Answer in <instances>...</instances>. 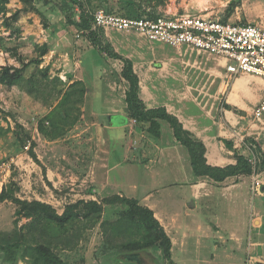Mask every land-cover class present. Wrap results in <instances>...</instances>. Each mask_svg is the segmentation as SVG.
<instances>
[{
  "label": "rangeland",
  "instance_id": "obj_1",
  "mask_svg": "<svg viewBox=\"0 0 264 264\" xmlns=\"http://www.w3.org/2000/svg\"><path fill=\"white\" fill-rule=\"evenodd\" d=\"M163 1V5L153 10L158 15L168 13L172 17L189 14L226 23L257 25L264 28V0ZM234 2L236 4L232 9V3ZM145 6L151 10L147 3ZM24 7L25 4L21 0H10L6 16L0 15V66L12 65L19 68L24 63L40 56L39 46L49 44L52 51L43 58L44 61L39 69H48V79L43 81L44 84L51 86L43 87L44 92L42 91V95L36 98L29 95L27 90L31 86L27 82L21 87L7 88L0 85V130L2 134L0 136V192L4 186L17 183L20 189L17 193L18 198L51 204L58 213L62 214L69 204L79 200L90 201L95 198L99 201L105 197L113 196L117 192L115 189L108 191V188H100V192L95 198L89 197L90 195L87 193L94 189V184L90 182L82 184L73 173H78L77 165L80 161L85 164L89 161L85 153H91L89 149L92 145L87 143H91L90 137L94 125L101 126L103 123L108 125L107 119L99 111H109V108L112 109V106H114V102L104 103L103 98L113 96V99L117 101L115 110L119 111L125 102L128 82L123 80V63L121 61L110 59L108 67L102 70L105 62L98 50L85 37L77 38L78 30L66 24L65 20L60 17L54 18L53 24L48 30L43 28L41 18L34 12H22L17 21H10L9 28L3 25L7 17H11L13 13ZM54 26L57 29L55 35L52 34ZM110 32L120 34L123 37L131 33ZM108 33L102 30L101 34L103 36ZM108 40L106 39V42H109ZM144 40L146 39L144 38ZM146 41L150 44V47L152 46L150 57L143 58L144 55L142 54L139 56L138 62L147 63L148 60L153 61L154 64H161V66L157 68L153 66V69L149 70L148 62L147 66L142 68V71L139 70V81L143 83V90L146 92L143 95L141 92V97L147 99L146 97L157 96L160 101H168L170 111L175 115H181L186 109L184 106H191L190 101H192L195 104V110L192 111L199 117L197 119L188 118L187 120H190L191 123L186 124L195 133L202 131L211 120H217V118L219 120L221 112L217 110V106H213V100L209 96L212 89L211 80L207 73L202 69L197 70L192 65L181 63L177 68L171 65L169 69L172 70H168L166 65L163 69L162 63H170L169 59H165V57L177 56L175 50L164 47L162 53L165 54V57L161 56V62H158V55L161 53L160 46L156 45L158 43L153 44L148 40ZM83 48H85L84 51L90 50L83 59L85 62L84 67L79 63L82 60L80 49ZM109 48L111 49V47ZM35 71L37 70L29 68L26 72V79ZM36 74V78L44 79L43 74L38 72ZM58 77L63 81V84L57 82L56 78ZM70 78L72 81L83 83V87L88 89V93L84 98V103L78 105L80 111L73 109L70 113V121L75 117H79L78 123L73 127L66 126L64 134L54 138L53 128L48 123L47 118L53 116L51 113H53L59 102H52L51 87L57 85L59 88L68 89L71 83ZM108 81L112 87H101V82L107 85ZM180 100L181 103L178 102ZM179 108H181V112H178ZM93 112L96 114H93ZM113 122L116 124L115 130H109L108 128L105 133L112 147L113 160L124 162L122 145L127 141L126 128L124 129L120 124L122 119L115 118ZM41 123L46 125L47 134L40 132L39 125ZM129 125L134 128L136 124L130 120ZM23 129L31 136L25 145L30 142L32 145L30 149L35 145L33 151L39 162H36L30 156L29 150L25 149V145L22 146L21 144L22 136L25 134ZM132 141V147L139 149V145L144 141V138L134 137ZM79 153L83 154L81 156L84 157L83 160L79 159ZM256 160L255 168L259 173L262 169L263 160L261 154L257 155ZM173 166L175 167L173 164L168 169H161L164 171L159 172L160 174L157 173L159 170L155 169L153 178L143 168L139 169L142 173L138 170L134 171V178L138 180L141 177L139 180L143 184L138 190L139 196L142 197L145 192L150 191L151 201L163 205V211L170 216L176 213L182 214L183 200L190 195L188 185L180 183L178 172L172 171ZM127 168L129 169L130 165ZM117 172L115 180L119 182L120 186H124L122 178L125 176V173H123L126 172L125 166L120 167ZM120 173L122 174L120 175ZM260 179L264 183V179L262 177ZM126 193L127 196L130 194ZM221 198L215 197L214 202L210 205L212 207L219 205L218 208H221L222 212L229 210L228 217L224 216L225 221H223V224L226 222L228 225V223L233 222L231 224L240 230L243 215H232L233 208L223 200V197ZM202 206L204 207V205ZM16 211L17 206L9 201L0 204V238L6 239L8 234L13 236L16 233ZM221 211L214 212L213 217H210V213L201 215L202 211H197L196 220L191 216L193 220L187 221L189 224L185 223V231H179L180 224L178 221H174L170 217L159 216L162 219L160 223H162L164 229L173 232V241L178 246L185 245L184 249H187L185 257L181 256L179 252L174 253L176 262H171L162 254V264H255V259L251 258L250 251L246 250L245 247H230L227 252L230 255V258H228L224 249L220 250L215 244L212 248L209 245L211 239L220 241L218 237L221 233L217 232V229L221 231L223 225H219L217 219ZM121 212L122 209L119 206H105L100 222L92 229L84 232L79 245L75 249L64 251L59 248L55 250L56 253L64 262L69 264H127L128 262L140 261L141 257L144 258L143 256L140 255L139 259H137L138 257L125 258L127 254L115 249L108 241L111 237L112 225L117 221ZM27 222V219H22L18 228ZM200 223L204 225V231L195 236L193 231L196 228L195 226ZM211 223L214 225L215 231L205 227L207 224L211 225ZM199 241L203 245L200 250L202 251L200 261L197 260V256L192 257L190 252ZM19 264L28 263L20 261Z\"/></svg>",
  "mask_w": 264,
  "mask_h": 264
},
{
  "label": "crops",
  "instance_id": "obj_2",
  "mask_svg": "<svg viewBox=\"0 0 264 264\" xmlns=\"http://www.w3.org/2000/svg\"><path fill=\"white\" fill-rule=\"evenodd\" d=\"M163 16L171 17V14L165 13ZM77 19H79V17H77ZM115 34L116 33L109 32L108 34L103 35L101 37L103 40L101 45H108V47H111L112 52L117 55V58L110 57L107 52L103 55L100 53V50L96 49L105 62V66L102 67V70L103 68L108 67L111 61L110 59L119 60L122 63L124 60H129L133 63L134 72L137 75L139 70L142 71V68L147 66L146 64L148 62L149 70H152L153 66L156 68L161 66V64H154L153 61L150 62L148 60L147 63L138 62L139 56L142 54L144 55L143 58H149L151 53L150 49H152V46L150 47V44L139 34L131 32L128 33V35H124L125 38L120 34ZM81 37H83V35ZM106 39H109V42H106ZM89 43L93 46L91 41ZM89 43L88 45H90ZM156 45L160 46L159 50L161 52L158 55V62H161L160 58L165 57V54L162 53L164 47L175 50L177 55H173L171 58L165 57V59H169L170 63H162L163 69L165 65L168 70H172L169 69L171 65L172 67L177 68L181 64H186L196 67L197 70L202 69V71L207 73L211 80L212 89L209 96L213 100V106H217V110L221 112V118L219 120L218 118L217 120H211L208 126L204 127L202 131L195 133L191 131V127L186 124L191 123L190 120H187L188 118L197 119L199 117L194 111H192L195 110V104L192 103V101H190L192 104L191 106H184L186 109L181 115L171 113L168 101H160V98L157 96L146 97L147 99L141 97L143 102L151 109L165 108L169 114L179 119L187 131L197 139L201 140L206 147L205 157L209 166L219 168L235 166L237 160L235 157L236 152L234 150H237L242 155L249 158L253 166V174L251 176L237 175L227 178L221 183L214 182L208 178L196 177L193 173L187 149L177 142L173 136L171 128L165 122H162L161 137L159 138L153 137L138 128L136 125L134 128L130 127V121L126 124L120 123L124 129L126 128L127 141L122 145L124 162H116L112 158V147L105 132L108 128L109 130H115L116 124L113 121L115 118L123 119L126 116L127 105L126 102H124L123 107H121L119 111H116L115 107H117V101L113 99V96L103 98L104 103L109 104L114 102L112 109L109 108V111L104 112L99 111L102 112L104 115L103 117L107 119L108 125L105 123L101 126L94 125V129L91 131V143H87L92 145L91 149H89V152L91 153H85L89 161L87 164L80 161L77 165L78 173L73 174H75L74 176H76L82 184L89 182L94 184V189L92 188L93 191L91 190L92 192L90 191L87 193L90 195L89 197L95 198V196L98 195V192H100V188H108V191L115 189L117 190L115 194L136 199L142 206L152 210L159 222L162 220L159 216L170 217L172 220L178 221L180 224L179 231H185V223L189 224L188 222L192 221V218H195L196 220L197 211H202L201 215H208V213H210V217H213L214 212L218 213V210L221 211V208H218L220 207L219 205L217 207H212L210 204L214 202L213 200L215 197H223V200L233 208L232 215H243L240 225L241 229L239 230L234 227L232 225L233 222L228 223V225L226 222V224H223V221H225L224 216L228 217L229 210H224V213L221 211L219 215L216 214L219 217L217 219L218 224L223 225L221 231L217 229V232L221 233L218 237L220 241L211 239L209 245H211L212 248L213 244H215L220 250L224 249L226 257L228 258H230V255L227 254V252L230 247H245L246 250L250 251L249 254H251V258L255 259V264L262 263L261 261L264 262V188L262 194H254L252 184L254 176H260L264 179V168L262 167L258 173L255 164H253V161H257L256 158L258 154H261L263 157L262 163L264 161V113L261 121L256 120L254 117V110L264 99V80L259 76L251 74H245L230 79L225 61H216L198 56L196 53H192L185 45L179 48L168 47L161 43ZM85 48L80 49L82 60L79 63L83 67L85 65L83 59H85L89 50L84 51ZM138 77L140 80L139 75ZM123 80L125 79L123 78ZM70 82V85H72L75 81L71 80ZM101 84V87L103 88H109V86L112 87L109 81L107 82V85L103 82H101ZM139 84L142 95L146 94L143 90V83L140 81ZM170 100L172 99L170 98ZM178 102L181 103L182 101L180 100ZM186 103L190 104L189 102ZM178 110V112H181V108ZM93 114L96 113L93 112ZM146 134L148 135V138ZM134 137L144 138V141L139 145V149H135L132 147L133 145H131ZM224 141L233 144L234 150L228 148L224 144ZM79 155V159L83 160L84 157H81L83 154L79 153ZM130 157L132 158L131 160ZM173 164L175 167H172V171L178 172L177 175L180 179V183L185 184L186 186L188 185L190 195L183 200L182 214L176 213L170 216L163 211V205L159 202L151 201L152 197L150 191L145 192L142 197L139 196L138 190L143 184L141 183V180H139L141 177H139L138 180L134 178V171L138 170L139 172V169L143 168L147 171V174H151L150 176L153 178L152 176L155 173V169H158L159 171H157V173H159L164 171L161 169H168ZM129 165L130 168L128 169L127 166ZM123 166H125L126 170V172H123L125 173V176L122 178L124 186H120L119 182L115 180V177L118 174L117 170ZM140 173L142 172L140 171ZM121 174L122 173H120V175ZM126 192L130 194L127 196ZM94 200H96V198ZM202 205H204V207ZM161 227L164 229L162 225ZM195 227L196 228L193 231L195 236H198L199 232L204 231V225L202 223ZM205 227H208L211 230H214L215 228L212 223L211 225L207 224ZM164 231L173 243V261L176 262L174 255L176 252H179L181 256L185 257V254L187 255V253H185L187 249H184L185 245L178 246V244L173 241V232L168 231L166 228ZM179 247H181V249H179ZM202 248L203 245L199 241L196 246H193V250L190 251L191 256H197V260L200 261L202 259V251H200Z\"/></svg>",
  "mask_w": 264,
  "mask_h": 264
},
{
  "label": "trees",
  "instance_id": "obj_3",
  "mask_svg": "<svg viewBox=\"0 0 264 264\" xmlns=\"http://www.w3.org/2000/svg\"><path fill=\"white\" fill-rule=\"evenodd\" d=\"M21 1L25 7L17 10L11 17H7L3 22L5 27H10V21H17L22 12L36 13L41 18L45 30L50 28L55 17H60L78 32H83V37L87 38L89 42L91 41L101 54L104 55L107 52L110 57L115 58L117 55L108 46L101 45L103 43L102 30H92L93 12L103 9L109 14L126 18L158 19L163 15H158L153 10L164 4L163 0ZM9 3L10 0H0V15L6 16ZM146 3L151 7V10L146 8ZM232 4L233 9L236 3ZM53 28L52 34L55 35L57 29L55 26ZM38 48L40 56L24 63L19 68L12 65L0 66V85L12 88L21 87L27 82L31 86L27 90L29 95L39 98L42 91L44 92L43 87L51 86L44 84V81L48 79V69L40 70L39 67L44 61L43 58L52 51V47L49 44H44ZM29 68L37 71L26 79V72ZM36 72L43 74L44 79L36 78ZM122 77L128 82V89L125 98L126 116L122 119L121 124H126L130 120L135 121L138 128L159 138L161 137L162 122L167 123L177 142L187 149L193 173L198 178H208L221 183L227 178L237 175L251 176L253 174V166L249 158L234 150L233 144L228 141H224V144L236 152L237 164L225 168L209 166L205 157L206 147L201 140L187 131L179 119L169 114L165 108L151 109L143 102L140 95L139 77L134 72L133 63L129 60L123 61ZM56 80L59 84H63L59 77ZM83 86V83L75 81L68 89L59 88L57 85L51 87L52 102H59L54 108L55 112L53 110L51 113L53 116L47 118L53 128L54 138L62 136L66 126L73 127L78 123L79 117L70 121V113L73 109L80 111L78 105L84 103L88 89ZM39 130L41 133L47 134L44 123L39 125ZM24 132L21 139L22 146L31 138L28 132L25 130ZM0 136H2L1 130ZM34 146L28 152L36 162H39L33 151ZM262 167L264 168V161ZM19 190L17 183H11L9 186H4L0 192V204L9 201L17 206L16 233L13 236L8 234L6 239L0 238V264H19L20 261L28 264H69L64 262L55 250L59 248L64 251L75 249L84 232L100 222L105 206H119L122 209L119 218L112 225L111 237L108 239L115 249L128 255L139 253L143 257H151L150 253H153L161 261V256L164 255L171 262L173 261L172 240L161 227L154 212L142 206L136 199L115 194L99 201L79 200L67 205L63 213L60 214L51 204L18 198ZM22 219H27L28 222L18 228ZM127 264L139 263L128 262Z\"/></svg>",
  "mask_w": 264,
  "mask_h": 264
},
{
  "label": "built area",
  "instance_id": "obj_4",
  "mask_svg": "<svg viewBox=\"0 0 264 264\" xmlns=\"http://www.w3.org/2000/svg\"><path fill=\"white\" fill-rule=\"evenodd\" d=\"M92 30L135 32L151 43L179 48L185 45L192 53L216 61H225L229 78L251 74L264 80V28L257 25L224 23L211 18L183 14L158 19H134L109 14L103 9L93 13ZM83 32H78L77 38ZM264 99L254 110L261 121ZM135 122V121H134ZM29 142L25 149L29 150ZM253 164L256 162L253 161ZM264 183L254 176L252 190L262 194Z\"/></svg>",
  "mask_w": 264,
  "mask_h": 264
},
{
  "label": "flooded vegetation",
  "instance_id": "obj_5",
  "mask_svg": "<svg viewBox=\"0 0 264 264\" xmlns=\"http://www.w3.org/2000/svg\"><path fill=\"white\" fill-rule=\"evenodd\" d=\"M136 254L130 255V257H127L128 256V254H127L125 258H130L131 259V257L132 258H137L138 257L137 259H139L140 257L139 256H135ZM159 262H161V264H162L161 259L159 257L155 256V255H154V257H144V258L141 257V260L138 261L139 264H160Z\"/></svg>",
  "mask_w": 264,
  "mask_h": 264
},
{
  "label": "water",
  "instance_id": "obj_6",
  "mask_svg": "<svg viewBox=\"0 0 264 264\" xmlns=\"http://www.w3.org/2000/svg\"><path fill=\"white\" fill-rule=\"evenodd\" d=\"M132 255V254H131ZM141 254H136L135 256H140ZM151 256L152 257H154V254L153 253H151ZM127 257H130V255H128ZM128 259H130V258H128ZM160 264H161V262H159ZM257 264H264V263H257Z\"/></svg>",
  "mask_w": 264,
  "mask_h": 264
}]
</instances>
